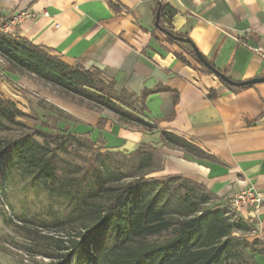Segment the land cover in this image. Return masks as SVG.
<instances>
[{"label":"trees","instance_id":"1","mask_svg":"<svg viewBox=\"0 0 264 264\" xmlns=\"http://www.w3.org/2000/svg\"><path fill=\"white\" fill-rule=\"evenodd\" d=\"M154 1V28L205 67L197 54L205 57L191 39L165 26L177 11ZM6 21L0 16V27ZM0 58L8 72L31 75L55 88L64 100L108 111L119 125L158 130L164 145L207 157L190 141L158 128L146 110L147 91L136 95L117 90L116 80L97 67L69 65L51 49L1 31ZM27 116L0 97V132L16 131L12 137L0 135L1 173L16 174L25 188L47 198V217L17 221L33 261L40 256L51 264H246L237 249L241 242L264 254L254 247L257 239L248 241L235 233H252L256 227L227 200L182 175H154L162 162L157 148L111 151L100 136L92 140L67 129L28 126L22 120ZM49 118L56 120L54 115ZM105 122L100 116L96 128L101 130ZM81 140L89 146L86 151Z\"/></svg>","mask_w":264,"mask_h":264},{"label":"crops","instance_id":"2","mask_svg":"<svg viewBox=\"0 0 264 264\" xmlns=\"http://www.w3.org/2000/svg\"><path fill=\"white\" fill-rule=\"evenodd\" d=\"M162 1L177 11L165 26L187 35L216 69L233 81L264 76V58L251 50L264 47L262 0ZM154 2L0 0V16L8 21L29 11L33 16L14 25V36L51 49L69 65L101 69L116 80L117 90L136 95L147 91L146 110L158 128L190 141L207 157L164 145L158 130L119 125L108 111L44 94L46 102L77 118L83 130L88 128L92 140L100 136L105 149L133 153L151 145L162 159L154 175H182L222 200L250 187L264 197V82L239 88L223 84L154 28ZM100 116L106 118L101 130L96 128ZM237 213L254 223L251 241L264 245V203ZM258 256L264 260V254Z\"/></svg>","mask_w":264,"mask_h":264},{"label":"rangeland","instance_id":"3","mask_svg":"<svg viewBox=\"0 0 264 264\" xmlns=\"http://www.w3.org/2000/svg\"><path fill=\"white\" fill-rule=\"evenodd\" d=\"M46 93L61 98L55 88L31 75L8 72L5 62L0 58V97L11 100L16 107L29 115L22 119L28 126L42 125L54 131L67 129L89 137L90 130H83L77 118L61 109L57 111L58 107L44 100ZM50 115H54L56 120L52 121ZM15 134V130L0 132V135L7 137ZM81 142V149L86 151L89 146L84 140ZM23 183L16 174L12 176L6 172L1 173L0 168V264H51L48 259L40 256L34 258L36 262L32 260L27 250L29 243L17 227L19 220L48 216L46 196L25 188ZM235 231L237 235H245L251 241L250 232ZM254 247L264 250V245L259 242ZM237 249L244 255L246 264H264V260L242 242Z\"/></svg>","mask_w":264,"mask_h":264},{"label":"built area","instance_id":"4","mask_svg":"<svg viewBox=\"0 0 264 264\" xmlns=\"http://www.w3.org/2000/svg\"><path fill=\"white\" fill-rule=\"evenodd\" d=\"M262 1L264 3V0ZM44 14H46V12H44ZM32 16L33 14L27 10L20 11L12 16L3 26H1L0 31L13 35L14 25L22 19ZM251 50L264 58V47H251ZM227 201L230 208L236 212L242 207H253L257 210L264 203V197L262 193L250 187L233 193Z\"/></svg>","mask_w":264,"mask_h":264},{"label":"water","instance_id":"5","mask_svg":"<svg viewBox=\"0 0 264 264\" xmlns=\"http://www.w3.org/2000/svg\"><path fill=\"white\" fill-rule=\"evenodd\" d=\"M157 16H158V14H157ZM156 23L157 22H155V24ZM178 39L182 40L184 42L188 41V39H186V38L178 37ZM197 57L200 60V62L203 63V65L205 67L211 69L213 71V73H215L223 82L227 83L230 86L241 87V86L252 85V84H255V83L264 82V76L263 77H258V78L247 79V80H243V81H233L227 75H225L224 73H222L218 69H216L213 66H211V64L205 58H203L200 54H197Z\"/></svg>","mask_w":264,"mask_h":264}]
</instances>
